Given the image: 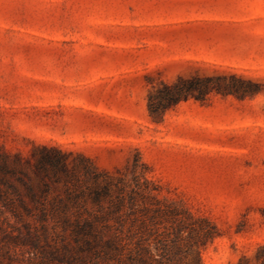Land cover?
I'll return each instance as SVG.
<instances>
[{
	"label": "rangeland",
	"instance_id": "374dc122",
	"mask_svg": "<svg viewBox=\"0 0 264 264\" xmlns=\"http://www.w3.org/2000/svg\"><path fill=\"white\" fill-rule=\"evenodd\" d=\"M63 156L125 190L84 186L85 231L52 209ZM3 157L0 264H255L264 0H0Z\"/></svg>",
	"mask_w": 264,
	"mask_h": 264
},
{
	"label": "trees",
	"instance_id": "16d2710c",
	"mask_svg": "<svg viewBox=\"0 0 264 264\" xmlns=\"http://www.w3.org/2000/svg\"><path fill=\"white\" fill-rule=\"evenodd\" d=\"M167 88H173L167 86ZM189 88L183 87L179 88L175 100L180 102L182 99H188L190 94ZM8 158L3 157L0 162V170L4 175L15 172L8 163ZM83 166V179L78 175L79 166L74 165L69 168L66 157L60 159H52L50 157H44L40 161V168L47 171V165L52 166L56 169L65 173V178L57 176V181L67 183V198L66 200H59L52 204V209L58 213L64 215L61 223L65 230H72L76 232L85 231L84 227L88 224L87 219L83 216L86 211V191L84 186H87L89 192L93 193L94 200L101 199L102 197H111L115 189H118L120 193L119 203L122 205L125 200V190L123 187H119L115 182V178L112 176L103 174L96 169V167L91 163V161L85 157H80ZM2 180V178H0ZM3 181H6L5 178ZM68 183L72 185V189L69 188ZM89 184V185H88ZM44 207V206H41ZM43 209V208H41ZM71 214H76L75 219L71 217ZM89 227V226H88ZM237 264H254L253 260L248 257H243ZM255 264H264V247H259L257 254L255 255Z\"/></svg>",
	"mask_w": 264,
	"mask_h": 264
}]
</instances>
